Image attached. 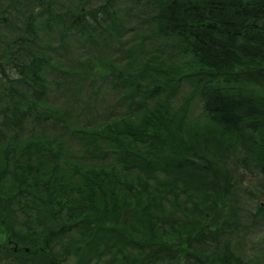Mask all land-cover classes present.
<instances>
[{"label": "trees", "instance_id": "obj_1", "mask_svg": "<svg viewBox=\"0 0 264 264\" xmlns=\"http://www.w3.org/2000/svg\"><path fill=\"white\" fill-rule=\"evenodd\" d=\"M127 3L0 0L3 252L44 264H249L230 246L264 234V0ZM14 7L23 17L4 13ZM142 8L153 26L137 42L150 62L97 63ZM182 83L198 116L171 109ZM105 88L120 104L103 98L100 122L64 105L67 92L80 104Z\"/></svg>", "mask_w": 264, "mask_h": 264}, {"label": "rangeland", "instance_id": "obj_2", "mask_svg": "<svg viewBox=\"0 0 264 264\" xmlns=\"http://www.w3.org/2000/svg\"><path fill=\"white\" fill-rule=\"evenodd\" d=\"M55 2V5L61 6V7H68L69 5H78V4H86L89 6H94L101 1L104 0H53ZM81 1L83 3H81ZM130 0H115L118 7H122L124 5L129 6L127 3ZM132 3V2H131ZM33 4H31V8L33 9ZM3 7H6L7 4H3ZM130 9V8H128ZM16 8L12 9L10 12L4 11L8 17H12L14 15H19L23 17L21 14H18V11L15 12ZM137 13L138 16H137ZM17 22H19V19L17 18ZM17 24V23H16ZM151 25L153 26V23H151V18L149 16V10L148 9H141L136 10L134 12V16L132 17V21H130L126 27H124L123 32L122 30V38L118 39L115 35L110 36L108 42L104 43L101 48L99 55L97 57L94 56L95 60L97 61V58H101L102 63L97 62L102 65H106L112 60H114L122 69V71H137L140 67L139 61L144 62L148 59L150 62V53L143 52L142 51V43H138L137 41L143 37H147L151 31ZM84 54L83 51H79L78 54H70L69 58H82V55ZM131 56V57H130ZM109 88H105L103 90V93L101 97L97 99V101H90L88 97L82 96V102L80 104L77 103V101H73V93L70 91V93H66V100L64 105L67 103L70 107L76 108V109H86L85 113L83 115V119H91V121L94 122H100L102 121L106 114L105 112H108L107 110V102L112 106L116 105L119 106L118 98H116L115 91H109ZM189 93V86L185 83H182V89H179L177 97L174 98L172 101L171 109L172 111H178L180 107L187 106L189 112L195 116H198V111L196 108V105L193 102H187ZM109 94V97L107 99V102H103V98L105 99L106 96ZM102 98V99H100ZM198 98V97H196ZM62 100H60L58 103H61ZM197 101V100H196ZM198 107H201V103H199ZM186 113L189 114V112L186 110ZM91 113L93 114V118H91ZM194 117V116H193ZM197 118V117H194ZM198 120V118H197ZM30 129V127H28ZM27 129V130H28ZM77 148H79V145H75ZM79 151H77L78 153ZM1 203V201H0ZM2 209H0L1 211ZM23 216V215H22ZM16 219L22 220V217L20 213L16 216ZM0 221H3V213L0 212ZM255 235L252 236V238H246L243 241H233L232 246L230 248L232 249L233 253H235L237 256L245 258L249 264H253L252 260L253 258H262L264 256V251L261 249L264 241V234L258 233L256 231ZM6 242V243H4ZM7 240L4 239L3 234L0 235V264H44L43 261L39 256H35L33 254H26V255H16L13 253H7L3 252L2 245L7 244ZM13 244L10 246H7V248H13ZM26 246V244H25ZM24 246V247H25ZM24 249V248H22ZM26 250V249H25ZM28 252V251H26ZM61 250L59 248L55 249V253H59ZM244 259V261H245Z\"/></svg>", "mask_w": 264, "mask_h": 264}]
</instances>
